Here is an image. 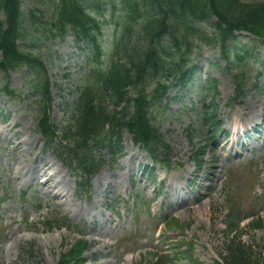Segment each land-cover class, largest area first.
<instances>
[{
	"label": "rangeland",
	"instance_id": "374dc122",
	"mask_svg": "<svg viewBox=\"0 0 264 264\" xmlns=\"http://www.w3.org/2000/svg\"><path fill=\"white\" fill-rule=\"evenodd\" d=\"M42 1L23 0L25 14ZM107 4L93 9L109 14L102 22L105 30L101 36L106 57L117 20L110 13L114 6ZM40 7L47 11L46 6ZM44 26L32 27L27 42L36 47L45 63L53 83L51 117L63 127L74 117L73 104L84 84L88 50L71 36L64 41L46 40ZM249 35L239 33L243 46L250 41ZM195 43L198 47L192 61L198 69L191 86L174 90L155 110L163 140L170 146V165L153 166L152 158L125 132L119 156L113 158L98 150L107 164L93 175L89 195L78 190L75 174L64 162L68 152L48 147L38 129L39 97L32 95L28 70L15 71L9 79L0 73V264H55L78 239L79 230L86 231L92 245L85 254L87 264H150L149 253L155 246L168 248L175 242L185 248L192 246L193 259L210 264L223 251L224 220L231 205L247 213L261 211L264 216V200L260 203L264 199V43L250 46L256 49L249 53L246 65L231 66L213 46ZM239 71L245 75L243 93L234 98ZM212 81L216 94L208 93ZM7 84L14 96L3 95ZM212 99L219 104L216 114L223 126L215 139L212 127L201 118L205 101ZM249 113L256 115L250 117ZM256 127L261 131H255ZM20 141L23 153L16 149ZM194 146L207 150L206 158L213 162L210 169L198 172L192 159ZM42 162L49 163L47 173L57 174L55 181H60L67 196L60 205L49 197L52 188L42 185L38 174L45 169ZM146 167L153 177L145 174ZM66 217L73 220L72 230L57 226L48 231L41 223ZM174 217L183 230L165 229L164 221ZM243 234V241L258 252L264 244V228H245ZM176 264H191V260L183 258Z\"/></svg>",
	"mask_w": 264,
	"mask_h": 264
},
{
	"label": "trees",
	"instance_id": "16d2710c",
	"mask_svg": "<svg viewBox=\"0 0 264 264\" xmlns=\"http://www.w3.org/2000/svg\"><path fill=\"white\" fill-rule=\"evenodd\" d=\"M22 1L0 0V72L9 77L13 71L27 68L31 75L30 90L40 97L39 129L48 144L62 140L64 148L72 145L68 149L71 154L68 162L77 163L89 176L104 164V160L95 155L94 148H115V155L125 130L156 162L169 163L170 157L165 153L169 146L161 135L155 110L168 96L170 88L191 82L193 69L189 65L196 49L195 41L219 46L222 57L231 64L245 62L237 41L238 31H249L264 41V2L97 0L93 5L89 0H43L26 15ZM106 2L112 3L114 9L110 13L117 16L109 58H105L100 41L105 30L102 22L109 14L93 10L101 7L100 4L108 5ZM40 5L46 6L47 11H41ZM44 23L46 40L64 41L71 33L90 52L86 58L90 72L84 76L85 83L78 90L72 123L64 128L52 123V83L41 55L27 42L28 31ZM237 78L239 82L243 75L237 74ZM238 86L241 92V84ZM210 88L215 89L213 84ZM4 90L14 95L8 87ZM213 110L209 117L215 120L216 104ZM216 124L219 126L214 121ZM194 155L198 167H204V149L195 146ZM229 212L225 221L223 263L216 260L213 264H264V245L256 253L242 243L237 234L244 214L236 208ZM263 224L264 221L257 218L250 227L261 228ZM88 248L86 241L75 243L57 264L83 262ZM171 261L169 254H156L152 264ZM194 264L204 263L195 261Z\"/></svg>",
	"mask_w": 264,
	"mask_h": 264
},
{
	"label": "bare ground",
	"instance_id": "6f19581e",
	"mask_svg": "<svg viewBox=\"0 0 264 264\" xmlns=\"http://www.w3.org/2000/svg\"><path fill=\"white\" fill-rule=\"evenodd\" d=\"M255 115H256V113L255 114L254 113H249L248 114V116H250V117L255 116ZM247 120H248L249 123L253 122V118H249V119L247 118ZM240 127L244 128L242 125ZM13 137L15 138V134L13 135ZM21 146H22V141L19 142V145H18V147L16 149L20 153H23ZM42 163L44 164V168L45 169L40 171V173H38V174L41 175V177L43 179L42 185L50 186L52 188V190L49 193V197H51V199H52V201L54 203L60 205L62 200L64 198H66L67 196L64 194V191H62L61 185H59L60 181L59 182L55 181L57 174L51 175V174L47 173V170L50 169L49 166H47V165H49V163H44V162H42ZM215 169H217V167H215ZM15 178H16V176H15ZM186 204H188V203H186Z\"/></svg>",
	"mask_w": 264,
	"mask_h": 264
}]
</instances>
